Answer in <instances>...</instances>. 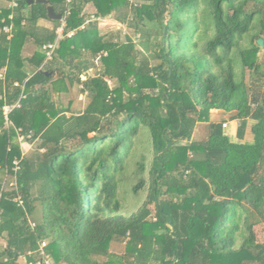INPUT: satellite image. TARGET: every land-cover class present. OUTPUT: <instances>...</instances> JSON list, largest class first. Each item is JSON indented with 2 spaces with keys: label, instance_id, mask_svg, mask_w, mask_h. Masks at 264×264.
Here are the masks:
<instances>
[{
  "label": "trees",
  "instance_id": "trees-1",
  "mask_svg": "<svg viewBox=\"0 0 264 264\" xmlns=\"http://www.w3.org/2000/svg\"><path fill=\"white\" fill-rule=\"evenodd\" d=\"M1 1L0 264H264V0H47L49 60L47 4ZM113 13L157 48L101 34ZM76 85L83 108L52 99Z\"/></svg>",
  "mask_w": 264,
  "mask_h": 264
},
{
  "label": "rangeland",
  "instance_id": "rangeland-1",
  "mask_svg": "<svg viewBox=\"0 0 264 264\" xmlns=\"http://www.w3.org/2000/svg\"><path fill=\"white\" fill-rule=\"evenodd\" d=\"M85 13L88 15H91L94 13V8L91 4H88L85 8ZM114 13L105 17L98 18V28L100 29L101 34H104L105 37H113V38H119L121 41L124 40L126 35H130L132 39L136 42L137 47L141 49V51L145 52L147 54L149 52L148 49H156V44L159 41V37L155 34L150 33H143V31L140 30V27L134 28V26H130L129 23H120L116 21L113 17ZM128 20H131V15L128 17ZM53 26V25H52ZM50 26V27H52ZM148 32H153L156 28V26L152 23H148L144 25ZM139 28V29H138ZM144 45H147V49L144 47ZM29 47V46H28ZM29 52H32L29 48H27ZM26 49V50H27ZM34 50H37L36 47H34ZM260 56H263V51L260 52ZM97 72V68H91L88 70V74L92 75ZM110 85L113 86V81H109ZM80 86L76 85L73 87L69 93H62V94H52V99L55 100L57 103H60L63 106H69L73 109H81L85 106L87 102V98L85 94L81 93L78 88ZM219 115H225L224 111H219ZM217 117V115L215 116ZM226 119L228 120L229 126L226 127L228 133L231 134L232 128H233V120L230 118V114L225 115ZM214 119V117H213ZM251 134L247 133L246 138H249ZM208 136V126L206 123L201 122L198 123L195 126V130L193 132V138L198 139H206ZM233 138V137H232ZM22 150L26 154H30L34 151L37 142L32 141H26L20 143ZM255 232L257 235V239L259 241L264 242V224L255 226ZM124 249V244L120 242H112L109 246V250L115 254H121Z\"/></svg>",
  "mask_w": 264,
  "mask_h": 264
},
{
  "label": "built area",
  "instance_id": "built-area-1",
  "mask_svg": "<svg viewBox=\"0 0 264 264\" xmlns=\"http://www.w3.org/2000/svg\"><path fill=\"white\" fill-rule=\"evenodd\" d=\"M66 1H69V0H66ZM11 4L15 5L16 3L12 2ZM65 17H66L65 13L61 14V18L59 19V25L56 27V39L54 40V42L47 43L43 46V50L45 52V60L51 59L52 53H53L55 47L57 46L58 41L61 38H63V36H64L63 32H64V25H65ZM2 30L6 33H9L11 31V24L3 25ZM70 35H72V32H69L67 34V36H70ZM0 77H1V75H0ZM83 78H84V76H83ZM17 105H18V103L16 102L15 104H12V105H4L3 106V114L5 116L6 121L8 120V113L12 110V108H14ZM222 125L225 127V126H227V123L225 122ZM18 140L20 143L26 142L25 138H23V137H19ZM22 152L24 153L23 150H22ZM15 164H16V162H15ZM17 168H18V165L15 167V170ZM9 185L13 186L17 190V184H16L15 177L13 178L12 181L9 182ZM15 200H17L19 204L22 203V201L19 197H16ZM43 244L44 243H42L41 245H43ZM40 256H41L40 257L41 259L40 258L36 259V261L30 262L29 264H50L49 258L47 257V255L42 250H41Z\"/></svg>",
  "mask_w": 264,
  "mask_h": 264
},
{
  "label": "crops",
  "instance_id": "crops-1",
  "mask_svg": "<svg viewBox=\"0 0 264 264\" xmlns=\"http://www.w3.org/2000/svg\"><path fill=\"white\" fill-rule=\"evenodd\" d=\"M4 2H2L1 0H0V5H2ZM38 24L40 25V26H42V27H46V28H51L50 26H52L53 25V23H52V21H50V20H48V19H40L39 21H38ZM29 46V47H28ZM27 48H29L32 52L34 51V46H33V44H32V42L31 41H26L25 42V44H24V47H23V53L25 54V55H30L32 52H29L28 51V49ZM27 49V50H26ZM38 49V48H37ZM36 51V50H35ZM26 70H27V72L28 73H30V72H32L33 71V69H32V67L31 66H26ZM219 111H223V110H220V109H212L211 111H210V120H212V121H227V124H228V126H229V123H228V120L226 119V117H225V115L226 114H228V112H225L224 111V114L225 115H219ZM230 114V113H229ZM217 115V117H215ZM213 117H214V119H213ZM227 126V127H228ZM0 243H2V241H0Z\"/></svg>",
  "mask_w": 264,
  "mask_h": 264
},
{
  "label": "water",
  "instance_id": "water-1",
  "mask_svg": "<svg viewBox=\"0 0 264 264\" xmlns=\"http://www.w3.org/2000/svg\"><path fill=\"white\" fill-rule=\"evenodd\" d=\"M28 3H32V2H42V3H46L47 4V15L50 19L52 20H59L61 18V14L60 13H56L53 9V7L48 4L47 0H26ZM257 43L263 47V39L259 38L257 39Z\"/></svg>",
  "mask_w": 264,
  "mask_h": 264
}]
</instances>
